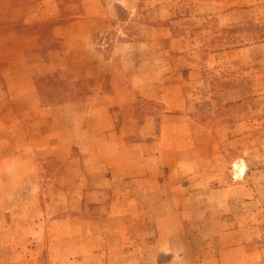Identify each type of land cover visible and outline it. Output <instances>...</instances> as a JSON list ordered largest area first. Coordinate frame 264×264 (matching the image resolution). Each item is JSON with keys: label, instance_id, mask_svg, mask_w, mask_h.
Returning a JSON list of instances; mask_svg holds the SVG:
<instances>
[{"label": "rangeland", "instance_id": "1", "mask_svg": "<svg viewBox=\"0 0 264 264\" xmlns=\"http://www.w3.org/2000/svg\"><path fill=\"white\" fill-rule=\"evenodd\" d=\"M9 1L0 264H264V0Z\"/></svg>", "mask_w": 264, "mask_h": 264}, {"label": "crops", "instance_id": "2", "mask_svg": "<svg viewBox=\"0 0 264 264\" xmlns=\"http://www.w3.org/2000/svg\"><path fill=\"white\" fill-rule=\"evenodd\" d=\"M10 2L9 0H0V24L1 22H3V20L5 21V23L7 22H15L16 20H11L10 19V15L12 14L13 10L10 8ZM3 7V8H2ZM5 7V8H4ZM7 35V36H6ZM7 39V41H6ZM2 41V42H1ZM6 41V42H4ZM19 38L16 36V34L10 30V28L5 29V27H2V25H0V65L4 64L5 67H7V70L11 71V72H15V73H21V74H25V76L27 77V64H26V58L25 55L22 51L21 46H19ZM3 43H11V44H15V46L13 47H6L5 44ZM19 44V45H18ZM19 70V71H18ZM8 74V72H7ZM1 75V73H0ZM7 90H10L9 88ZM98 92H100V90H98ZM113 122V121H112ZM159 151L148 155L147 158H143L141 161L142 164L137 165L136 169L131 171H123V169H117L116 171L120 173V176L116 175V179L117 180H126L128 178H142V177H149L151 180H156L158 178L159 175L156 176L157 173H159L160 171H162L163 167L166 168V164L168 163H175L176 164V157H175V147H174V137H173V128L170 125H165L163 126L162 130H161V138H160V143H159ZM139 146H135V150L139 149ZM142 148V145L140 146ZM110 149V148H109ZM107 148V152L109 150ZM142 150V149H141ZM100 154V153H99ZM100 156L102 157V155L100 154ZM132 158V165L131 167L135 166V162L137 161V157H131ZM103 159V158H102ZM129 158H127L126 160H128ZM125 160V161H126ZM104 161V159H103ZM145 161H147L145 163ZM123 162V161H122ZM102 163L104 168H105V173H103L102 171H100V174H107L108 169L110 168V173L114 176V171L115 168L113 166V164H111L110 161H104ZM101 163V164H102ZM168 166H172L168 165ZM113 168V170H112ZM116 172V173H117ZM109 173V176H110ZM108 176V177H109ZM111 177V176H110ZM138 184V182H137ZM101 188V187H100ZM146 196V193H145ZM129 199H127L126 197L123 198L122 202L124 201L125 203L128 202ZM99 204V203H97ZM100 204H103L102 202ZM98 208V207H97ZM118 214V217L120 218V214ZM117 216H115V213L113 214V211H111L110 213L108 211H106L105 213V218H101V219H112L115 218ZM127 217V216H126ZM95 235V233H93V236ZM131 248V247H130ZM122 252H125L123 250V247L120 248ZM132 249V248H131ZM106 250V249H105ZM104 250V251H105ZM161 249H155L154 253H158L160 252ZM101 252V251H100ZM110 252V250H109ZM130 252V250H129ZM132 255L131 257L135 256V252L137 253L136 249H132ZM103 254L106 255L105 252H103ZM140 254V253H139ZM130 256H128V258H131ZM124 256L122 257V261ZM106 264V261L103 262Z\"/></svg>", "mask_w": 264, "mask_h": 264}]
</instances>
